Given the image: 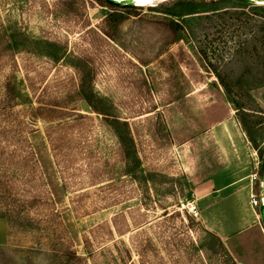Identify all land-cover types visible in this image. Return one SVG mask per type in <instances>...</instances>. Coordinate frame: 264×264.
I'll return each mask as SVG.
<instances>
[{
	"label": "rangeland",
	"instance_id": "rangeland-1",
	"mask_svg": "<svg viewBox=\"0 0 264 264\" xmlns=\"http://www.w3.org/2000/svg\"><path fill=\"white\" fill-rule=\"evenodd\" d=\"M1 34L0 264H63L85 239L89 264H264L257 234L228 240L264 191V0H0ZM74 68L127 123L135 178Z\"/></svg>",
	"mask_w": 264,
	"mask_h": 264
},
{
	"label": "trees",
	"instance_id": "trees-1",
	"mask_svg": "<svg viewBox=\"0 0 264 264\" xmlns=\"http://www.w3.org/2000/svg\"><path fill=\"white\" fill-rule=\"evenodd\" d=\"M99 4L109 8L112 11H122L125 12V14H130L138 9V7H127V6H118V5H112L109 4L103 0H95ZM125 19L124 15L118 14V13H111L106 17L105 25L106 30L100 31L105 37L109 39H113V36L111 35V32H116L121 22H123ZM170 28L172 30H175L178 28V25L174 21H169ZM5 37V38H4ZM4 38V39H3ZM10 38L4 34L0 35V59L5 58L9 55H12L17 49L16 45H13L10 43ZM3 39V40H2ZM49 46V44H48ZM62 50L55 51V53H52V59L55 62H59L62 59ZM201 57L203 60L207 61V57L205 53H201ZM75 69V68H74ZM76 73L78 75V85L76 86V90L74 91L75 96L79 97V100L84 101L90 109L96 114H99L102 116V120L104 122V125L109 128L117 137L118 143L121 146V161L124 163L125 168V175L129 176L131 179L135 178L136 176V168L138 165V159L136 156V152L134 149L133 140L129 133V127L126 122L119 121L118 118H111L108 117L107 111H99L94 105H93V94L91 90V79H88L87 75H84L82 71H79V69H75ZM220 83L227 88L226 82L221 78L218 77ZM54 108H57L59 106L52 105ZM38 111H45V112H54L55 109L52 108H45L39 106L37 108ZM43 118V116L41 117ZM21 131H18L20 133ZM25 149H28V140H24ZM19 145V144H18ZM20 146V145H19ZM29 157L32 159L35 157L32 151H28ZM264 172V160L261 164V169L258 172V175L261 177L262 173ZM2 189V188H1ZM0 189V190H1ZM84 256H77L76 252L66 250L63 251V257L64 261L63 264H89L87 259H91L93 256V250H91V245L89 239H85L84 241ZM222 247V245H221ZM145 250V249H144ZM146 251V250H145ZM141 256L143 258V251L141 252Z\"/></svg>",
	"mask_w": 264,
	"mask_h": 264
},
{
	"label": "crops",
	"instance_id": "crops-1",
	"mask_svg": "<svg viewBox=\"0 0 264 264\" xmlns=\"http://www.w3.org/2000/svg\"><path fill=\"white\" fill-rule=\"evenodd\" d=\"M223 168L222 169L220 168L213 175L222 174L223 172H225L224 170L226 167H223ZM217 189H218V192L223 191L225 189V186L218 187ZM234 220L235 221H232L230 223V225L232 226L230 227L232 228L231 232L233 234L231 233L228 236V240L231 239L232 237H241L247 234H257L260 241H262V243L264 244V231L262 229V226L260 225L259 216H257V214L255 216H253V214H248L246 218V221L248 222H246L245 226L243 227H238L236 224H238L239 221L237 219H234ZM240 224L242 226V221ZM259 263H261V261Z\"/></svg>",
	"mask_w": 264,
	"mask_h": 264
},
{
	"label": "water",
	"instance_id": "water-1",
	"mask_svg": "<svg viewBox=\"0 0 264 264\" xmlns=\"http://www.w3.org/2000/svg\"><path fill=\"white\" fill-rule=\"evenodd\" d=\"M103 1L112 5L138 7L137 0H103ZM260 178H261L262 188H264V172L262 173ZM258 216H259L260 225L262 226V229L264 231V204H260V206L258 207Z\"/></svg>",
	"mask_w": 264,
	"mask_h": 264
},
{
	"label": "built area",
	"instance_id": "built-area-1",
	"mask_svg": "<svg viewBox=\"0 0 264 264\" xmlns=\"http://www.w3.org/2000/svg\"><path fill=\"white\" fill-rule=\"evenodd\" d=\"M261 190H262V185H261ZM263 192L260 193L258 196H255V195L250 196L251 207H259L260 204H264V193Z\"/></svg>",
	"mask_w": 264,
	"mask_h": 264
},
{
	"label": "bare ground",
	"instance_id": "bare-ground-1",
	"mask_svg": "<svg viewBox=\"0 0 264 264\" xmlns=\"http://www.w3.org/2000/svg\"><path fill=\"white\" fill-rule=\"evenodd\" d=\"M141 1H142V0H137V2H138V5H139V3H141Z\"/></svg>",
	"mask_w": 264,
	"mask_h": 264
}]
</instances>
